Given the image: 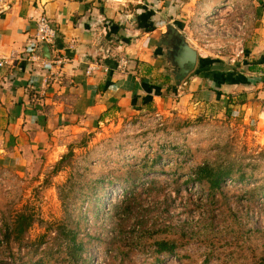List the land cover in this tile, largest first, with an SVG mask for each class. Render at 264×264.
Wrapping results in <instances>:
<instances>
[{"label": "rangeland", "instance_id": "1", "mask_svg": "<svg viewBox=\"0 0 264 264\" xmlns=\"http://www.w3.org/2000/svg\"><path fill=\"white\" fill-rule=\"evenodd\" d=\"M17 1L30 2L10 3ZM103 1L125 3L134 12L138 6L149 8L153 0ZM263 1L222 0L216 8L202 7L197 17L199 7L193 5L187 30L194 40L189 42L202 49L208 66L219 60L239 68L251 59L242 51L259 36L242 34L241 23L254 12L257 18ZM181 2L176 0V11L161 20L179 16ZM232 4L243 8L230 10ZM213 106L176 96L161 107L112 116L93 129L68 127L41 145L0 152V264H31L42 256L47 264H72L55 240L64 225L83 241L91 264L264 260V135L254 124ZM205 162L232 167L233 178L216 194L193 178L196 166ZM132 191L128 219L119 221L116 211ZM21 213L33 219L23 245L6 242L8 225ZM182 222L196 231L193 238H182L181 230L162 231ZM162 238L178 239L175 253L155 251L154 242Z\"/></svg>", "mask_w": 264, "mask_h": 264}, {"label": "crops", "instance_id": "2", "mask_svg": "<svg viewBox=\"0 0 264 264\" xmlns=\"http://www.w3.org/2000/svg\"><path fill=\"white\" fill-rule=\"evenodd\" d=\"M175 1L153 0L149 8L132 12L125 3L103 0H2L0 60L6 63L0 66V152L41 145L68 127L93 129L112 116L161 107L176 96L214 105L264 135V3L257 18L254 12L241 23L242 34L259 36L242 53L262 59L244 60L239 68L219 60L200 65L206 57L197 47L199 71L178 85L166 48L159 44L166 25H180L193 42L187 30L193 5L199 7L197 17L202 7L216 8L222 0H181L180 15L161 20L176 11ZM40 15L51 19L57 39L54 47L40 44V59L33 61L30 49ZM115 55L129 58L124 71L117 68ZM90 65L95 70L87 74Z\"/></svg>", "mask_w": 264, "mask_h": 264}, {"label": "trees", "instance_id": "3", "mask_svg": "<svg viewBox=\"0 0 264 264\" xmlns=\"http://www.w3.org/2000/svg\"><path fill=\"white\" fill-rule=\"evenodd\" d=\"M139 7V6H138ZM207 60L200 58V65L202 63H205ZM214 62V61H213ZM207 63V62H206ZM253 70V69H251ZM230 166V165H229ZM196 180H198L201 183H206L208 185V188L212 194H216V191H218L223 183L227 179L233 178V170L232 167H225L223 164L216 163V162H205L202 163L194 169V177ZM155 183V181H152V184ZM151 184V185H152ZM134 191H132L129 195L126 194L124 198L122 199L120 203V210L118 214V210L116 211L118 215V220L121 221L123 219H128L129 213L132 209V203H134ZM262 195L264 196V187L262 191ZM99 197L94 198V205L98 204ZM33 222V219L31 216L26 214H18L15 221L8 225L6 234H5V240L6 242L16 241L18 244L23 245L25 234L28 232L29 228L31 227ZM65 229H59L58 235L55 237V240L59 239V243L61 244L59 246L60 250H63L65 253V256L67 255L69 262L72 264H91L89 259L84 255L85 245L83 241H78V234L75 231L68 230L66 226H63ZM187 223H178V225H165L163 226L165 232H180V230L183 232L182 238L190 235L191 238H193V234L196 232L194 229L186 228ZM63 236V237H62ZM181 237V236H180ZM178 239H157L154 242L155 251L159 254H173L175 253V250L177 249L179 243L177 242ZM54 246V245H53ZM40 245L37 246L39 248ZM128 256V253L124 254V258L122 261ZM22 264H27L26 262H23ZM31 264H47L43 256L33 261ZM256 264H264V260H261L260 262H257Z\"/></svg>", "mask_w": 264, "mask_h": 264}, {"label": "water", "instance_id": "4", "mask_svg": "<svg viewBox=\"0 0 264 264\" xmlns=\"http://www.w3.org/2000/svg\"><path fill=\"white\" fill-rule=\"evenodd\" d=\"M159 44L166 48L165 56L174 67L173 72L179 85L191 72L196 70L199 60L198 51L189 43L186 33L175 24L166 25V33L163 34ZM42 46L47 47V44L42 43Z\"/></svg>", "mask_w": 264, "mask_h": 264}, {"label": "built area", "instance_id": "5", "mask_svg": "<svg viewBox=\"0 0 264 264\" xmlns=\"http://www.w3.org/2000/svg\"><path fill=\"white\" fill-rule=\"evenodd\" d=\"M2 0H0L1 3ZM56 39H57V30L54 26L51 19L46 15H40L36 21V31L33 36L32 40V47H31V59L33 61H37L40 59L39 54L37 52V47L45 43L50 46L56 45ZM117 60V68L119 70L124 71L128 64H129V58L123 55H115ZM6 63V59L0 60V66H3ZM95 70V67L90 65L87 69V74H91Z\"/></svg>", "mask_w": 264, "mask_h": 264}]
</instances>
